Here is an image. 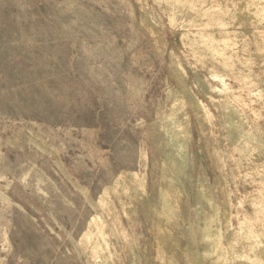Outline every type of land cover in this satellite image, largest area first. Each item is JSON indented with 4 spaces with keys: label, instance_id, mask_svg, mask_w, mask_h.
<instances>
[{
    "label": "rangeland",
    "instance_id": "rangeland-1",
    "mask_svg": "<svg viewBox=\"0 0 264 264\" xmlns=\"http://www.w3.org/2000/svg\"><path fill=\"white\" fill-rule=\"evenodd\" d=\"M0 264H264V0H0Z\"/></svg>",
    "mask_w": 264,
    "mask_h": 264
}]
</instances>
